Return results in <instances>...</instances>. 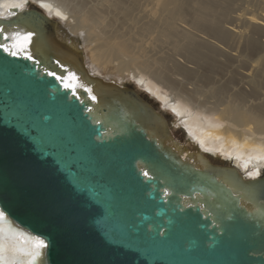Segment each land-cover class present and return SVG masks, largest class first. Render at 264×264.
Masks as SVG:
<instances>
[{"label": "water", "instance_id": "1", "mask_svg": "<svg viewBox=\"0 0 264 264\" xmlns=\"http://www.w3.org/2000/svg\"><path fill=\"white\" fill-rule=\"evenodd\" d=\"M28 2L0 18L7 33H40L31 51L42 61L0 51V208L46 238L45 264H264V175L188 150L170 115L91 74L79 44H57L60 23ZM57 60L97 103L44 74L63 71Z\"/></svg>", "mask_w": 264, "mask_h": 264}, {"label": "bare ground", "instance_id": "2", "mask_svg": "<svg viewBox=\"0 0 264 264\" xmlns=\"http://www.w3.org/2000/svg\"><path fill=\"white\" fill-rule=\"evenodd\" d=\"M33 1L37 7L40 2L50 3L67 17H52L60 23L53 29L54 41L67 46L81 36L79 51L91 74L128 80L175 120L174 127H179L198 151L232 163L245 176L248 172L261 176L264 0ZM21 2L0 0V14L8 16L12 10L7 5ZM110 15L114 19L121 15L118 18L130 21L137 31L132 32L133 26L126 24V30L114 29L112 17L111 24L106 19ZM101 22L104 25L98 26ZM134 35L141 39L148 35V41L152 36V42L170 45L174 55L193 67L172 59L170 54L143 59L146 55L142 49L139 54L134 51ZM136 80L143 83L137 84ZM184 152L182 156L186 157L187 150Z\"/></svg>", "mask_w": 264, "mask_h": 264}, {"label": "snow or ice", "instance_id": "3", "mask_svg": "<svg viewBox=\"0 0 264 264\" xmlns=\"http://www.w3.org/2000/svg\"><path fill=\"white\" fill-rule=\"evenodd\" d=\"M27 0H22L18 4H9L8 8L23 9L26 6ZM38 6L46 10L49 18L53 16L60 20L67 19L63 13L57 8L54 9L50 3L40 2ZM15 15L14 12H9L8 16ZM0 18H8L0 14ZM40 36L38 31H29L18 28L16 31L7 33L5 29L0 28V51L6 53L7 56L16 59H24L31 63L33 68L40 67L42 61L39 60L31 51L33 44L37 37ZM63 69V74L43 68V72L48 77H53L65 90L70 91L71 96L77 100H81L78 95V89L87 93L88 98L92 103L98 102V96L94 94V88L90 87L78 73L71 71L67 65L62 64L59 60L55 61ZM137 84H142V80H136ZM155 96V93H152ZM159 99V97H157ZM93 109L87 108L86 111L91 112ZM175 111V108L172 109ZM99 122V121H97ZM142 174L145 179H150L149 171H143ZM259 173L248 172L246 174L248 179L256 180ZM231 183V181H229ZM224 184V187H227ZM236 193L235 187L232 189ZM165 196L169 195L167 190L163 193ZM238 194V193H237ZM254 195V193H253ZM264 205V201H261ZM204 207L203 204L200 205ZM211 215V213H209ZM264 223V221H262ZM49 247V242L40 234H33L30 230L21 227L14 219L11 218L7 209L0 208V264H45L42 257L45 255L46 249Z\"/></svg>", "mask_w": 264, "mask_h": 264}, {"label": "rangeland", "instance_id": "4", "mask_svg": "<svg viewBox=\"0 0 264 264\" xmlns=\"http://www.w3.org/2000/svg\"><path fill=\"white\" fill-rule=\"evenodd\" d=\"M32 3H33V1L32 0H30ZM30 2V3H31ZM28 7V6H27ZM111 14V13H110ZM119 17H121V15H118ZM118 16H117V18L116 19H114L113 18V16L112 15H110V16H108L106 19L108 20L107 22L108 23H110L111 24V22H109L111 19V17H112V19H113V21H115V23H113V21H112V24L111 25H113L114 24V29H122L121 31H123V30H126V25L128 26V27H130L131 26V22L130 21H128V20H124V19H120V18H118ZM109 18V19H108ZM124 22H123V21ZM106 21V20H105ZM104 21V22H105ZM107 22H105V23H107ZM120 23H121V25H120ZM123 23V24H122ZM124 24H126V25H124ZM101 25H104V23H102L101 22V24H99L98 26H101ZM63 26V25H62ZM124 26V27H123ZM133 26V27H132ZM131 27H132V29H131V31L132 32H135V31H137V28L134 30L133 28H135L134 27V25H132ZM65 29V28H64ZM96 29H98V28H96ZM113 29V30H114ZM67 30V29H66ZM105 30H110V28L109 27H106L105 28ZM148 36V35H147ZM146 36V37H147ZM135 37V38H134ZM134 39H135V43H134V51L137 53L138 52V54H139V49L141 50H143L144 52H145V57L143 56V59H146L147 57H149V58H159V57H165L166 55H169L170 54V56L171 57H173L172 59H176V60H178V61H180L182 64H184V65H186V66H188V67H193V66H190L188 63L186 64V62H184L183 63V59L180 57V56H178V55H174V53H173V51H172V49H171V46L170 45H168V44H166V43H160V42H156V41H153L152 42V40H151V38H152V36H150L149 38V41L147 40L148 39V37H147V39H146V37H144V39H141V37H136V35H134ZM137 38H138V40H140L139 42H138V40H137ZM143 38V37H142ZM78 39V40H77ZM77 39H75L76 40V43H78L79 45H82V42H83V40H82V37L81 36H78L77 37ZM137 40V41H136ZM100 41V40H99ZM146 41H148V42H146ZM151 41V42H150ZM143 42V43H142ZM144 42H145V44H144ZM154 42H155V44H154ZM151 45H149V44ZM159 43V44H158ZM148 44V45H147ZM160 44H162V45H160ZM136 45V46H135ZM147 46V48H146V46ZM153 45V46H152ZM158 45V46H157ZM140 46H141V48H140ZM155 46V47H154ZM138 47V48H137ZM145 47V48H144ZM152 47V48H151ZM167 47H168V51H167ZM144 48V49H143ZM148 49V50H147ZM150 49V50H149ZM137 50V51H136ZM158 50H160V51H158ZM158 51V52H157ZM169 51H170V53H169ZM172 51V52H171ZM85 52V51H84ZM160 53H161V55H160ZM175 57H174V56ZM86 56V55H85ZM171 57H169V58H171ZM222 60V59H221ZM222 72H225L224 70H221V73ZM101 74V73H100ZM115 79L116 81H119L120 83H123V84H125V85H129V84H131V82H129L128 80H125V79H123V78H116V76L115 75H110V77H108V79ZM192 82H194L193 80H192ZM198 85H200V82H199V84ZM190 87V86H189ZM154 104V103H153ZM155 105V104H154ZM157 105V104H156ZM155 105V106H156ZM157 108H158V106H157ZM166 114L167 115H169L167 112H166ZM174 119L173 118H169V123H170V125H171V127H172V122L174 123ZM179 127H174V129H172L173 130V135H174V138L177 140V141H179L180 143H182V144H184L185 145V147L188 149V150H190V151H194L195 150V148H194V146L192 145V144H190L189 142H187L186 141V139H185V137H184V135L182 134V132L178 129ZM211 158V160L213 161V162H215V163H224V164H229V162H225V161H223V160H219L218 158H212V157H210ZM260 175H264V168L261 170V172H260Z\"/></svg>", "mask_w": 264, "mask_h": 264}, {"label": "flooded vegetation", "instance_id": "5", "mask_svg": "<svg viewBox=\"0 0 264 264\" xmlns=\"http://www.w3.org/2000/svg\"><path fill=\"white\" fill-rule=\"evenodd\" d=\"M166 113V112H165ZM172 124V129H174V125H173V122L171 123ZM179 130H180V128H179ZM173 131V130H172Z\"/></svg>", "mask_w": 264, "mask_h": 264}]
</instances>
